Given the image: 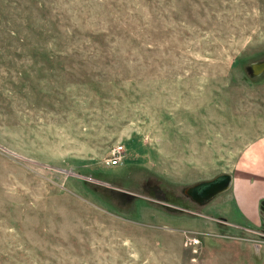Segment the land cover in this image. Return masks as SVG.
<instances>
[{"label": "rangeland", "instance_id": "1", "mask_svg": "<svg viewBox=\"0 0 264 264\" xmlns=\"http://www.w3.org/2000/svg\"><path fill=\"white\" fill-rule=\"evenodd\" d=\"M262 63L264 0H0V264H264L185 193L264 139Z\"/></svg>", "mask_w": 264, "mask_h": 264}, {"label": "crops", "instance_id": "2", "mask_svg": "<svg viewBox=\"0 0 264 264\" xmlns=\"http://www.w3.org/2000/svg\"><path fill=\"white\" fill-rule=\"evenodd\" d=\"M228 190L235 214L246 225L264 230V139L249 149L234 168ZM234 223L229 220V227L238 228Z\"/></svg>", "mask_w": 264, "mask_h": 264}, {"label": "water", "instance_id": "3", "mask_svg": "<svg viewBox=\"0 0 264 264\" xmlns=\"http://www.w3.org/2000/svg\"><path fill=\"white\" fill-rule=\"evenodd\" d=\"M264 71V63L255 66L254 72ZM231 186V175H219L211 181L197 183L186 189V194L192 198H198L202 202L216 197L227 191Z\"/></svg>", "mask_w": 264, "mask_h": 264}, {"label": "built area", "instance_id": "4", "mask_svg": "<svg viewBox=\"0 0 264 264\" xmlns=\"http://www.w3.org/2000/svg\"><path fill=\"white\" fill-rule=\"evenodd\" d=\"M121 156H122V147H117L112 151V156L107 160V164L111 167H116L120 164L121 161ZM188 241L185 242V245L187 247L189 246H198L199 245V240L196 238H187Z\"/></svg>", "mask_w": 264, "mask_h": 264}, {"label": "flooded vegetation", "instance_id": "5", "mask_svg": "<svg viewBox=\"0 0 264 264\" xmlns=\"http://www.w3.org/2000/svg\"><path fill=\"white\" fill-rule=\"evenodd\" d=\"M189 198L192 199V201H194V202H196V203H198V204L206 203V202H202V201H200L197 197H196V198H192V197L189 196ZM210 200H211V199H210ZM210 200H208V201H210ZM208 201H207V202H208Z\"/></svg>", "mask_w": 264, "mask_h": 264}, {"label": "trees", "instance_id": "6", "mask_svg": "<svg viewBox=\"0 0 264 264\" xmlns=\"http://www.w3.org/2000/svg\"><path fill=\"white\" fill-rule=\"evenodd\" d=\"M261 213H262V215L264 214V210L263 209H262Z\"/></svg>", "mask_w": 264, "mask_h": 264}]
</instances>
